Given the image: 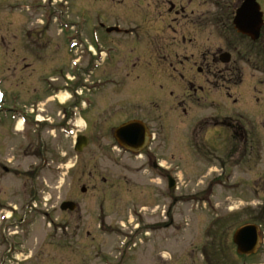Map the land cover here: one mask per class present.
<instances>
[{
	"label": "rangeland",
	"instance_id": "1",
	"mask_svg": "<svg viewBox=\"0 0 264 264\" xmlns=\"http://www.w3.org/2000/svg\"><path fill=\"white\" fill-rule=\"evenodd\" d=\"M6 1L0 2L1 29L16 31L20 24L39 22L31 14L20 12L15 9L14 4H9L15 1ZM144 1L146 3L139 0H68L69 5L63 3V7H67V22L72 29L82 30L79 38L84 41V48L87 43H94L90 30L98 23H106V26L116 24L129 31L135 30L133 35L118 37L127 47L113 45L112 59L105 62L94 74L91 73L94 59L88 50L82 52V47L74 54L68 53L69 83L83 80L87 87L84 94L95 93L96 96L101 95L100 99L106 97L108 103L117 104L107 107L100 103L98 107L95 106L92 114L97 122L95 127L86 130L90 135V143L82 152L74 149L73 136L66 137L62 131L55 133L59 137V145L58 150L55 148L53 151V174L63 172L64 175L54 181L51 190L53 199L50 218L45 217L43 211H30L28 197L22 195L20 200L14 202L18 211L11 218V223H2L0 220L1 239L12 238L11 231L15 229L20 231L22 240L24 233L21 232H25L29 239L25 240V247L29 246L37 255L27 261H22L24 256L21 255L19 260L13 257L4 258L2 251L6 248H3L0 249V264L264 263V253L250 258L243 256L237 252L233 241L234 233L241 224L249 220L257 223L264 221V193L258 195L259 192L253 189L254 185L264 188V181L257 179V171L262 174L264 163L245 164L244 171L240 170L237 138L227 135V130L221 126L211 127L220 124L223 116H231V120L237 124L238 113H243L251 123L260 127L264 120V84L259 83L264 80V38L255 45L249 38L234 34L231 29L220 25L223 19L222 16L217 18L218 9L231 8L232 12L239 0H211V3L193 7L196 17L204 13L203 21L209 23L208 26L197 28L173 24L171 18L161 15L164 8L161 0ZM109 2L117 4L111 6ZM259 2L264 11V0ZM146 6L149 9L146 15L148 24H163L165 28L164 32H160L164 35H161L163 40L160 39L159 43L180 45L177 52L181 61L186 60V56H195L191 62L186 61L185 69L178 68L180 70L175 73V78L169 72L173 70L168 62L165 63L164 70L158 69V72L155 65L142 71L139 70L141 64L134 67L137 57L133 56L131 50L144 43V37L139 38L136 35V26H139L143 7ZM56 10L51 8L50 11L53 13ZM97 10H101L102 14L97 15ZM43 11L39 10L36 16L42 19ZM209 15L213 18L209 19ZM134 18L137 19L132 21ZM214 18L219 19L220 24ZM169 24L177 28V35L168 29ZM51 26L55 27L51 35L56 38L59 27L55 21ZM142 27L143 25L139 28ZM139 33L142 34L141 29ZM100 37L105 42L106 32L101 30ZM134 39L140 43L131 42ZM130 44H133L132 48H129ZM234 44L241 47L237 53ZM106 45L109 46L108 40ZM256 47L262 55L259 56L260 60L255 51ZM219 48L232 55L229 70L226 71V67L221 65L212 66L210 80L205 81L202 79L205 75H199L195 68L193 74L200 80H194L196 83L192 86L185 84L180 76L177 77L179 72L191 74L189 65L196 61L197 66H200L206 56L214 54ZM73 60L78 64H73ZM55 66L56 62H53V70ZM256 66L263 68V72L254 69ZM222 69L224 71L220 73ZM166 70L168 73L164 72ZM239 77L243 81H239ZM99 80H116L117 83L100 84ZM200 85L205 90L198 93V96L209 92L210 97L208 100L200 97L201 103H198V96L192 90L201 88ZM228 91L231 98L226 95ZM172 92L175 93L171 96ZM122 97L128 100L121 103ZM184 109L188 110L186 114L182 112ZM143 112L147 116L142 115ZM127 118H140L148 123L150 129L153 127L156 140L152 145V156L159 155L160 159L164 158L165 164H169L174 172L179 173L182 182L179 193H169L157 185L159 179L162 180L159 176L172 171L155 169L148 165L151 161L145 160V157L136 159L134 154L124 153L116 146L115 126ZM199 124L203 126L201 129ZM81 128L85 130L83 122ZM194 129H200L196 135H193ZM206 131L209 132L207 140ZM231 131L228 128V132ZM227 137L228 147L224 145ZM208 149H212L217 157L206 156L203 152ZM57 152L61 154L56 160ZM62 163L64 167L58 168ZM82 174L84 176L79 181ZM103 177L108 178L107 183L103 181ZM151 177H154L155 183L148 181ZM82 184L88 189L85 194L81 192ZM73 191L79 210L75 214H64L60 205L64 199L72 196ZM173 194L174 198L170 196ZM176 195L182 201L188 199L190 202L178 205L173 202ZM240 200L243 202L240 203ZM258 202L260 205H255ZM22 219L32 222V225L25 228ZM48 222L51 223L50 228ZM138 224L139 229H136ZM15 240L19 241L18 238ZM6 241L14 244L9 239ZM122 242L127 243L125 248H122ZM25 255L30 256L31 252Z\"/></svg>",
	"mask_w": 264,
	"mask_h": 264
},
{
	"label": "flooded vegetation",
	"instance_id": "2",
	"mask_svg": "<svg viewBox=\"0 0 264 264\" xmlns=\"http://www.w3.org/2000/svg\"><path fill=\"white\" fill-rule=\"evenodd\" d=\"M1 1L2 3L7 2L6 0H0V2ZM11 1H15L14 3H9L14 4L15 9L17 8L20 12L25 11L31 14L35 17V21H39L38 23L40 25L35 22L29 24L24 23L20 24V28L16 31L4 30L0 27V215L11 212L8 214V218H12L13 215L16 216L18 207L14 206V202H17L18 199L20 200L23 195L24 197H28V203L31 204L30 211H35L36 213L43 211L45 217L50 218L51 201L53 199L51 190L54 186V181L61 178L60 175H64L63 172H54L53 174V151L55 148L58 150L59 145V137L55 133H59L60 131L63 133L64 128L67 129L70 122L73 121V117L81 112L82 115L84 114L85 117L89 118L86 119L88 122H86V128L84 131H81V134H86L90 140V135L87 134L89 132H86V130L95 127V123L97 122L95 115L92 114L95 110V106L98 107L101 103V105L109 107L117 103H108L106 97L100 99L101 95L84 96L83 92L79 93V90L83 88V81L74 80L72 84L69 83L67 71V55L69 53L68 16L67 7H63V0H61L60 4L59 0H55V2L54 0H31V2H27V0ZM139 1L146 3V1L143 2V0ZM241 1L242 0H239V3L235 5L232 11L233 16ZM52 2H54V4H52ZM209 2L211 3V0H163V2L161 0V5L164 7L163 11H161V15L171 18L173 24H183L184 26L191 25L194 28L198 26H208L209 23L203 21L202 18L204 13L196 17L192 8ZM51 8L57 10L52 13V11H50ZM134 9L137 10V8ZM230 9L231 8H227L226 10L223 8L218 9L216 16L217 18L222 16L223 20L221 24L219 19H214L218 21L220 25L233 31V26L230 25V23H232ZM39 10H44L43 13H41L42 19L36 16ZM188 10H190V13H187ZM99 11L100 10H98V14L100 13ZM148 12L149 9L147 6L145 8L143 7V15H141L142 13L139 10L143 19L142 23H144L146 28L141 29L142 34L136 33L139 38L144 37V43L140 45L141 49L135 47L131 50L133 56L137 57L134 67H136L137 64H141L139 70L142 71L147 70V68L151 69L154 67L153 65H155L158 72V69L163 71L165 63L168 62V66L173 70V72H169L174 77L176 75L175 73L180 70H178V68L182 67L185 69L186 61L187 63L191 62L195 56H186V60L181 61L177 52L180 45L169 46L160 44L159 41L162 39L161 35H164V33L160 34V32H164L165 28L163 24L158 25L152 23L149 25L148 18L146 17ZM210 18L213 17L209 15V19ZM53 21H55L56 25L59 27V34L56 38L51 35L52 29L54 30L55 28L51 26ZM163 22L162 20L161 23ZM212 22L213 20L211 19V23ZM173 24H169L168 29L173 30L177 35L178 30ZM100 25L101 24L98 25L99 35L94 44V60L100 59L99 56L102 53V48L105 47L100 37L102 29ZM23 26H26V28H22ZM103 29L107 31L106 28ZM120 30L121 31L117 32L118 37L133 35L135 29H131L130 31L128 29ZM117 36H107L109 46H106L121 45L123 40H118ZM132 41L135 42V44L140 42L137 39L131 40V42ZM100 43H102V45H100ZM132 47V45L129 46V48ZM235 49L233 50L237 53L241 50V47L235 45ZM174 50L176 51L174 52ZM225 51L226 50L223 48L216 49L214 54L205 57L200 66H197L198 63L196 61L193 62L192 65H189L188 67H191V74L189 72H187V74L179 72L177 77L180 76L181 80L186 82L185 84L192 86L195 85V81L200 80L197 78L198 76L193 74L195 68L199 75H205V77L202 78L205 81L210 80L209 74L212 73V66L218 67L221 65L222 67H226L224 68L226 71L229 70L233 58L231 55L227 61H224L222 53ZM54 57L56 61H54ZM53 62H56L57 65L54 70ZM224 69L219 72L221 73ZM164 72L168 73V70ZM56 75H59V77ZM16 76L21 77L18 78ZM240 80L243 81L242 77H239V81ZM107 81L108 80H99V82ZM259 83L264 84V80H260ZM200 86L201 88L192 87V91L195 90L197 96L198 93L203 92V89L205 90L204 86ZM68 90H70V93H68ZM64 93L69 94V99L66 102L60 100V96ZM173 93L175 92H172L171 96ZM226 95L230 97L229 91ZM89 96L91 98H89ZM200 97H204L208 100L210 94L206 92L198 96V103H201ZM120 100L121 103H123L128 99L122 97ZM84 103H86L85 106ZM182 112L186 114L188 110L184 109ZM142 115L146 114L143 112ZM238 117L237 124L231 120V116L230 119L229 117L224 118L221 122V127L227 130V135L229 134L228 128H231V136L237 138V148L239 149L237 152L240 156L239 164L244 171L243 166L245 164H256V162L262 161L264 163V159H262V153L264 152V120L260 123L259 127L251 123L243 113H238ZM129 120H131V118L125 119L120 122L119 125ZM21 121H23V123ZM73 126L78 127V125ZM116 127H118V125L115 126V129ZM193 132H196V129ZM115 143L118 144L119 142L116 140ZM224 145L228 147V137ZM215 149H218V147ZM208 151L211 154H209ZM203 153L208 156L217 157L214 155L215 152L212 149L205 150ZM59 154L61 153H56V160ZM65 160L67 161V158ZM63 163L62 166H58V168L62 169L64 167ZM253 171L256 172V170ZM257 173L259 175L257 179H262V181H264V169L262 174L259 171H257ZM82 176H84V174L80 176L79 181L83 178ZM102 179L107 183L106 181L108 178L103 177ZM78 185L79 183L77 186ZM84 186L85 184H82L81 190ZM65 189L66 188H64V191ZM253 189L255 192H259L258 195H261V192L264 193V188L260 189L257 185H254ZM60 192L62 193L63 190L61 189ZM87 192L88 189L85 191L82 190L83 194ZM168 192L172 193L170 190H168ZM44 200L45 202H43ZM76 200L77 198L73 191L72 196L64 199L63 202H76ZM39 205H41V207H39ZM77 210H79V206ZM23 212L28 213L26 210H23ZM75 212L77 211H62L64 214H75ZM10 220L9 223H11ZM21 221L25 223V228L30 224L32 225V222L26 221L25 219ZM246 223L258 224L262 234V244L260 248L246 256L249 258L260 256L264 253V221L257 223L254 220H249L244 224ZM48 227H51V223L49 222ZM16 228H18V226ZM15 233L17 234L15 237L0 238V249L6 248L2 251V256H18L19 258L21 255L24 256V260L26 261L33 259L37 254L36 251H32V248L29 246L28 248L25 247V240H29L27 236H25V232H21L24 233L21 237L22 240L19 236L20 231H16ZM16 238H18L19 241H16ZM6 239L13 241L14 244L12 242L8 244ZM28 252H31L30 256L25 255Z\"/></svg>",
	"mask_w": 264,
	"mask_h": 264
},
{
	"label": "water",
	"instance_id": "3",
	"mask_svg": "<svg viewBox=\"0 0 264 264\" xmlns=\"http://www.w3.org/2000/svg\"><path fill=\"white\" fill-rule=\"evenodd\" d=\"M263 12L257 0H244L237 10L234 24L238 32L251 37L253 40L260 38L262 27L264 26ZM111 28L109 31L114 30ZM224 61L229 55H225ZM116 137L121 144L133 151H140L147 145L148 135L146 126L139 121H131L121 125L116 129ZM88 144V138L80 137L77 144V151L81 152ZM75 204L65 202L62 205L64 210H74ZM234 243L238 251L244 254L255 252L259 247L258 228L255 225H248L238 229L234 234Z\"/></svg>",
	"mask_w": 264,
	"mask_h": 264
},
{
	"label": "bare ground",
	"instance_id": "4",
	"mask_svg": "<svg viewBox=\"0 0 264 264\" xmlns=\"http://www.w3.org/2000/svg\"><path fill=\"white\" fill-rule=\"evenodd\" d=\"M60 99H61V101H65L67 99V96L66 95H62V96H60Z\"/></svg>",
	"mask_w": 264,
	"mask_h": 264
}]
</instances>
